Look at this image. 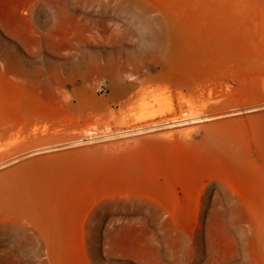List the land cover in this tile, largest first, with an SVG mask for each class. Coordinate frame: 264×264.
Masks as SVG:
<instances>
[{
  "label": "rangeland",
  "instance_id": "1",
  "mask_svg": "<svg viewBox=\"0 0 264 264\" xmlns=\"http://www.w3.org/2000/svg\"><path fill=\"white\" fill-rule=\"evenodd\" d=\"M42 6L0 31V264H264V0Z\"/></svg>",
  "mask_w": 264,
  "mask_h": 264
},
{
  "label": "crops",
  "instance_id": "2",
  "mask_svg": "<svg viewBox=\"0 0 264 264\" xmlns=\"http://www.w3.org/2000/svg\"><path fill=\"white\" fill-rule=\"evenodd\" d=\"M43 3L44 0H11L8 25H6V11L0 13V22L2 25H6L0 28L1 33L15 36L20 46L24 48H32L36 43H39L42 36L49 35L50 32H44V28L39 26L40 20L35 16L25 14L24 11L28 5H34L41 17L47 16L49 8L43 7ZM37 233L43 238L42 241L47 244H81L83 242V225L80 221L73 224H52L48 227H41Z\"/></svg>",
  "mask_w": 264,
  "mask_h": 264
},
{
  "label": "built area",
  "instance_id": "3",
  "mask_svg": "<svg viewBox=\"0 0 264 264\" xmlns=\"http://www.w3.org/2000/svg\"><path fill=\"white\" fill-rule=\"evenodd\" d=\"M98 90L100 91V92H104V93H106V92H108L109 91V88L106 86V85H99L98 86Z\"/></svg>",
  "mask_w": 264,
  "mask_h": 264
},
{
  "label": "bare ground",
  "instance_id": "4",
  "mask_svg": "<svg viewBox=\"0 0 264 264\" xmlns=\"http://www.w3.org/2000/svg\"><path fill=\"white\" fill-rule=\"evenodd\" d=\"M186 119V118H185ZM96 125V124H95ZM90 128V127H89ZM126 131H129V129H124V130H121L119 132H126ZM94 131H92L91 129H89V133H93ZM95 133V132H94ZM94 135V134H93ZM107 135H110V134H107ZM95 136H91V135H88V137H86L87 139H93Z\"/></svg>",
  "mask_w": 264,
  "mask_h": 264
}]
</instances>
